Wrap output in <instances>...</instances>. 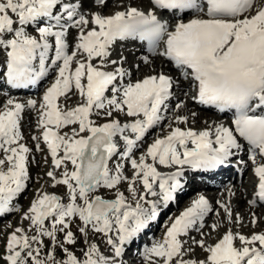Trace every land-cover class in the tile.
Segmentation results:
<instances>
[{
  "label": "snow or ice",
  "instance_id": "snow-or-ice-1",
  "mask_svg": "<svg viewBox=\"0 0 264 264\" xmlns=\"http://www.w3.org/2000/svg\"><path fill=\"white\" fill-rule=\"evenodd\" d=\"M99 3L106 6V0ZM152 3L154 8L191 11L197 15L187 22H176L170 29L154 8L145 11L128 6L111 15L94 12L88 17L79 11L83 0H0V48L6 52L8 83L16 87L33 85L50 71L55 73L42 97L37 125L42 128L52 165L55 169L63 166L59 175L52 170L46 175L53 187L65 188L64 196L38 190L25 213L34 234L30 236L25 229L16 228L7 238L4 264H121L119 258L126 247L157 221L183 188L182 167L162 172L159 166L186 165L198 169L224 165L234 155L233 150L242 147L236 134L251 146L250 159L259 178L257 195L264 201V163L256 164L257 150L264 157V115L256 114L258 109L264 111V0H152ZM89 23L97 27L85 31ZM33 24L37 25L38 37L25 30L24 26ZM72 27L79 29V37L76 50L69 54L66 36ZM127 37L147 41L153 53L163 42L159 55L173 62L180 77L195 88L193 99L221 111L234 109V129L223 124L216 125L214 130L200 131L169 125L166 135L154 138L146 151L135 158L134 150L166 119L167 102L181 82L159 72L124 84L122 81L129 73L122 67L105 71L93 63L99 58L103 65L110 55L109 46L117 38ZM49 38H54V46ZM53 47L55 54L50 58ZM78 52L85 59L76 60L73 70ZM144 59L147 61V57ZM85 80L86 83L82 82ZM73 88L84 100L69 107ZM108 90L114 93L110 99L105 96ZM36 105L35 99L28 100L27 105L8 99L0 109V151L5 154L0 159V213L12 210L10 202L26 189L30 179L27 164L31 150L20 143L23 138L20 119L26 106ZM106 105L133 119L122 123L112 118L96 124L90 119L93 108L105 109ZM181 107L183 102L176 105L177 109ZM113 110L105 115L113 117ZM175 119L187 122L185 116ZM70 125L78 127L61 133V129ZM32 139L40 150L41 137ZM113 157L119 159L110 167ZM125 162L131 166L130 177L124 174ZM125 182L134 203L120 190L119 186ZM138 185H142V191ZM104 189H114V198L99 194ZM149 196L154 199H148ZM220 206L226 219L233 222L231 206L224 203ZM212 210L203 195L191 201L190 206L171 219L162 240L144 247L147 264H159L160 260L163 264H264V231L247 236L228 230L209 246H205L203 239H193L194 244L208 253L206 259L183 258L192 249H185L186 242L181 237L193 228L201 231L205 216ZM240 219L236 214L235 220ZM257 219L253 213L250 222L256 224ZM77 220V231L86 245L82 258L66 246L77 243L78 237L70 230ZM212 227L215 229L217 225ZM90 233L106 238L111 254L105 255L96 242H90ZM44 237L49 238L51 247L45 245ZM43 248H49L46 259L40 257ZM57 248L65 259L56 260Z\"/></svg>",
  "mask_w": 264,
  "mask_h": 264
},
{
  "label": "rangeland",
  "instance_id": "rangeland-1",
  "mask_svg": "<svg viewBox=\"0 0 264 264\" xmlns=\"http://www.w3.org/2000/svg\"><path fill=\"white\" fill-rule=\"evenodd\" d=\"M127 3H128V0H119L117 3L112 2L106 6H108L109 10L113 9V7H114V10H116L119 8H124ZM132 4H137V3L133 2ZM98 8L101 9V6ZM135 46L136 45L133 43H122V44L118 45L114 49L113 57H110V59L107 61V63L109 65H112V63H110V61H114L115 59L122 61L123 59L126 58V60H124V61L126 62V64L128 66L131 64L130 66L137 67L139 64L140 55H139V53H136L134 51ZM159 62L160 61H158V62L154 61V63L149 62L146 65L138 67L139 69L132 67L131 70L132 71L134 70V75L136 73L143 75V74H146V73L153 71L155 66H159ZM129 73H131V71ZM188 95L189 94H186L182 98L183 105H185L188 109V111H187V116H188L187 122L188 123H190L191 125H194L197 128H202V129L205 128L206 126L214 129L216 125L221 124L220 122L224 118H217L211 114H208L204 111L196 109L194 104L192 103V101L189 100ZM80 99H81L80 96H77L74 98L72 97L71 102H72V104H74V102H76V100H80ZM193 113H195V115H193ZM118 114H119V116L124 117L123 113L119 112ZM197 114L199 115L198 117H197ZM34 115H35V113H34ZM104 116H105V114H102L101 117H104ZM208 118H214L215 121L208 122ZM27 122H28V120H26V123ZM30 127L32 129L33 126L30 124V126H28V128L30 129ZM70 129H68V132H70ZM86 134L87 133H85V135ZM41 148H43V147H41ZM41 148H40V150H37L36 146L33 145L30 148V150H32V151H30L28 153V156H29L30 161L32 163V165H30V169H29L30 176H31L32 180L30 182V186L28 188V191H27L25 198L19 203V205H22V206H23V204H25V207L22 208V210L18 214H13V215L9 216L7 219L0 221V264H4V260L2 259V257L6 253V247L5 246H6L7 238L10 235V233L15 231L16 228H23V229H25L26 232L30 231V229H31L30 222L27 219H25V212L28 211V209L31 205V202L37 197L38 190L40 192H47L49 189L53 188L55 192H59V193H63V194L65 193L64 186H61L59 188L53 187L51 178H49L46 175V173L50 170L55 171L57 173V175H59V173L62 171L63 167H61V170H60V169H55L53 166H51L48 159L45 157L44 152L41 151ZM68 167H69V165H68ZM70 168L71 167H69V170H71ZM249 183H250V180H249ZM126 184H123L122 187H120V190L124 191L125 195L128 197V199L130 201H132L131 200V198H132L131 193H129L127 191V185ZM248 186L250 187L251 185L249 184ZM138 188L140 189V191H142L141 185H138ZM236 188L238 191L239 187H236ZM99 194L103 195L105 198H114L115 190H111V191L110 190H99ZM231 194H232V197L230 195V197L227 198V201H226L227 203L225 202V204H229L232 208L233 222H229L226 219L224 210L221 207L218 208L213 213V216L209 219L206 227L201 230L203 235L201 234V231H196L193 235H191L189 243L187 244L185 249L191 248L192 251L186 252L185 256L183 257L184 259L198 258V260H203V259H206L207 255H208V253L205 251L204 248H201L199 245L194 244L192 242L193 239H195V240L203 239L205 246H209V245H212L213 243H216L218 238L222 237L226 233V231L231 230L233 227L239 233L240 232L249 233V236L254 232L258 233L264 229V208L261 207L260 209H257L256 211L250 210V208L248 206V195H247L246 201H244V202L242 201L244 206L246 205V207L241 206V205H238L236 207L235 204L237 201L235 198L240 193H238L236 195L235 193L232 192ZM223 199H224V197H223ZM225 200L226 199H224V201ZM237 204H239V203H237ZM244 208H247L246 213L244 211ZM253 213H255L256 217L258 218L256 224H252L250 222ZM236 214H239V216L241 217L240 221H238V222L235 220ZM78 224L79 223H76V225H74V227H71V229H70L78 237L77 243L75 244V246H70V245H66V246L69 247V249L70 248H77V250H78L77 256L82 258V249L86 245L84 244V237L77 231V225ZM214 224L217 225V227L215 229H213V227H212V225H214ZM60 239L61 240L63 239V234H60ZM88 240L90 242H96L100 246V248H104V250H101V252L104 253L105 255L111 254L112 249L107 246L105 240L100 235L90 233ZM44 243H45V245H48L49 247H51L49 238H44ZM48 250H49V248H43L42 249V251L40 253V257L42 259L47 258L46 253L48 252ZM60 256H65V255L61 252V250L59 248H57L55 251V258L57 261L59 260ZM159 263H160V261H159Z\"/></svg>",
  "mask_w": 264,
  "mask_h": 264
},
{
  "label": "bare ground",
  "instance_id": "bare-ground-1",
  "mask_svg": "<svg viewBox=\"0 0 264 264\" xmlns=\"http://www.w3.org/2000/svg\"><path fill=\"white\" fill-rule=\"evenodd\" d=\"M93 1L94 0H92V2H91V4L89 3V0H83V2L84 3H86V4H90V5H92V3H93ZM94 4V3H93ZM98 7H100V6H96V9H99ZM135 58V57H134ZM131 61V60H130ZM137 62V61H136ZM131 63V62H130ZM137 64V63H136ZM131 65V64H130ZM141 67V66H140ZM139 69V68H138ZM134 71V70H133ZM138 72V71H137ZM137 74V73H136ZM180 82H181V80H180ZM182 84H184L183 82H182ZM190 118V117H189ZM34 149V148H33ZM32 151V150H31ZM45 158V157H44ZM42 162V161H41ZM46 162V161H45ZM42 167V166H41ZM71 169V168H70ZM61 170V169H60ZM248 192V189L246 188V190H245V193H247ZM235 195V194H234ZM235 197V196H234ZM25 198V197H24ZM238 200V202L237 203H242V201H244V194H240L239 195V197L237 198ZM241 201V202H240ZM232 202V201H231ZM230 203V202H229ZM231 204V203H230ZM248 215V214H247Z\"/></svg>",
  "mask_w": 264,
  "mask_h": 264
}]
</instances>
